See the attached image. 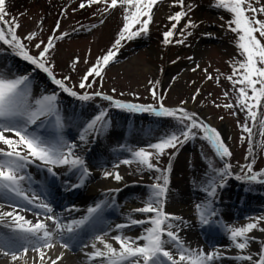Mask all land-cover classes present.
I'll return each mask as SVG.
<instances>
[{
    "label": "snow or ice",
    "instance_id": "1",
    "mask_svg": "<svg viewBox=\"0 0 264 264\" xmlns=\"http://www.w3.org/2000/svg\"><path fill=\"white\" fill-rule=\"evenodd\" d=\"M160 2L161 0H81L79 9L92 5H103L102 12L121 7L125 14L118 38L106 54L98 57L95 63L86 70L79 82L80 89L91 88L97 77L103 79L104 69L110 62L115 61L119 49L122 47V41L132 40L141 36L142 33L149 32V25L153 21V9ZM259 2L260 0H215L214 4L216 8L230 14L231 18L227 22L228 30L236 34L235 44L239 55L243 57V60L236 61L233 65L232 75L227 76L236 93V103H225L222 106L226 109L239 108L240 111L246 113L245 122L239 126L242 132L247 134L241 139H247L250 145L255 135L254 128L257 129L259 136L264 138V19L258 18L260 15H264V5L254 6ZM173 6L179 7L181 10L168 17L173 23L170 29L163 33L164 44L174 42L177 26L192 10V5H185L184 0H173ZM40 24H43V20L40 21ZM186 25L191 28L197 27V24L190 19L186 21ZM20 27L18 19L10 17L7 12L6 0H0V43L8 46L15 55L47 73L52 82L63 92L78 97L81 101L91 100L93 96H102L104 100L112 102L116 108L129 112H151L159 117H172L178 122L175 131L165 134L158 142L152 143L146 148L141 147L132 151V159L120 161V163L129 166L136 163L141 171L147 169L160 175L156 176V182L150 185L151 193L144 206L133 210L136 213L146 214V218L129 217L127 224H117L116 229L122 230L145 224L149 226L144 228L142 234L137 237L122 234L112 236L111 240L115 241L119 247H115L113 243L105 239L108 233L97 235L95 240L102 247H97V243H93L91 245L93 251L87 254L89 260L95 264H213L222 256V253L219 251L205 253L203 250L186 248L179 235L180 225L172 223V221L182 222L183 218L164 211L170 183L168 174L172 171V164L170 162L166 168H160L158 164L162 156H171V153L168 152L169 149H178L198 136L210 144L216 156L221 160L230 158L232 152L221 133L201 120L196 113L189 112L184 107L164 106L163 96L159 94V89L155 86L159 83L158 81L154 82V86L150 89L153 99L157 101V106L114 100L113 96L104 95L101 92H95L92 95L84 93L78 96V93L65 83V81L71 80V77L56 78L52 71L54 65L49 60L50 53L56 47V41L69 36L68 32H60L59 21H57L53 34L48 37L46 42L39 40L35 43V48L39 50L35 56L30 54L24 41H36L38 33L30 32L21 38L18 35ZM180 35L184 36L183 30ZM187 35H191V32H188ZM175 43L183 44L184 40L177 39ZM77 63H79V57L73 61V67ZM196 68H199V65ZM196 68L192 70L196 71ZM204 71L207 72V69ZM90 77L93 79L90 80ZM207 79H213L212 75L208 74ZM150 83L153 82L150 81ZM197 95H199V90L193 94V101ZM224 96L227 98L228 93L225 92ZM187 103L188 101H182V104ZM216 107H221V105H216ZM232 114L237 115L236 112ZM106 118V110L96 115L84 127V134L80 139L85 140L88 135H95L103 130L108 123ZM46 121L54 128V135L51 138L38 131L46 126ZM33 126H35L34 129ZM63 128L64 121L59 113L55 93L33 100L30 94L28 75L14 78L0 75V194L11 201L19 199L26 202L25 206L14 202L9 204L8 207L12 209L11 211L5 210V206L0 204V227L8 229L9 232L6 237L0 236V255L10 257L12 264H15L17 260L27 264L25 257L30 250L37 254V264H58L63 259V253L53 258L46 251L56 248L55 237L59 235L63 239L65 232L72 234L83 229L86 225L91 227L100 218L104 208L109 206L106 201L99 203L88 208L86 216L73 219L65 224L59 217L53 215L54 209L44 196L25 187V182L30 185L32 181V177L26 174V170L29 165H36L37 162L52 177H57V168H65L67 172L78 175L79 182L69 184L70 189L81 187L85 179L91 175L86 161L76 154V144L69 143L61 135ZM246 159H248V163L242 166V171H245V174L236 176V179L248 183L264 184V169L254 170L256 160L251 146ZM154 160L156 163H153ZM115 167H119V164ZM232 167L231 163L226 162L223 168L214 169L217 179H214L204 189L209 197L214 199L218 195V189L226 185L227 177L232 175ZM104 178H112L117 182L123 180L119 172L105 171ZM110 191H119V189ZM27 205L41 210L34 212L35 222L20 214L23 211L32 210L27 208ZM196 208L202 225L219 223L213 219L218 213L212 200L197 204ZM48 221L55 225V232L49 230ZM262 223H264V217L250 218V222L242 226L225 225L224 228L235 248L243 253L255 239L250 235L254 230L264 233V227H261ZM169 245L172 247H168ZM61 247L67 249L69 243L64 242ZM236 259L249 262V264H264V242H261V248L256 258L252 254H245L236 257Z\"/></svg>",
    "mask_w": 264,
    "mask_h": 264
},
{
    "label": "rangeland",
    "instance_id": "2",
    "mask_svg": "<svg viewBox=\"0 0 264 264\" xmlns=\"http://www.w3.org/2000/svg\"><path fill=\"white\" fill-rule=\"evenodd\" d=\"M184 2L185 5H192V10L177 26L173 43L164 44L163 33L168 31L173 23L168 17L181 9L173 6V0H161L153 9V21L149 25V32L147 34L142 33L135 39L122 41V47H120L115 61L110 62L104 69L103 79L97 77L91 88L80 89L79 82L86 70L95 63L98 57L106 54L118 38L124 23V9L117 7L102 12L103 5H92L79 9L81 0H6L7 12L10 17H16L21 25L18 29V35L23 38L30 32L38 33L36 41H24L33 56L39 52L34 46L35 43L39 40L46 42L48 37L53 34L57 21L60 23V32L69 33L65 39L56 41V47L50 53L49 60L54 65L52 71L56 78L71 77V80L65 81V83L72 87L78 96L84 93L92 95L95 92H101L104 95L113 96L114 100L119 99L124 102L157 106V101L153 99L150 89L154 86V82L158 81L159 83L155 86L159 89V94L163 96L164 106L170 108L184 107L189 112L196 113L200 119L203 118L205 123L221 133L232 152L230 158L221 160L216 156L210 144L199 136L178 147V149H169L168 152L171 153V156L164 155L160 158L158 164L160 168H166L170 162L172 164V171L168 175L169 180L174 181V185L169 183L167 194H169L168 197L173 196L174 198L182 196L178 192L183 190H187L190 195L195 196L193 192L192 194L188 191L190 185L204 191L214 179H217L214 169L223 168L226 162L233 166L232 175L227 177L226 184L234 187L228 182L233 177L236 178L238 175L243 176L245 174V171H242V166L248 163L246 157L250 146L256 160L254 170L264 169L262 150L264 138H261L257 129L254 128L255 135L251 145L247 139L242 140L241 137L247 134L242 132L239 125L245 122L246 113L236 109L237 115H233L234 109H226L222 106L229 103V98H236L233 85L227 76L232 75L235 62L243 60L235 44L236 34L228 30L227 22L231 16L226 11L216 8L214 6L215 0H184ZM261 5H264V0H260L259 4L254 6L260 7ZM258 18L264 19V15H260ZM189 19L196 23L197 27H188L186 21ZM41 20H43L42 25L40 24ZM182 30L184 36L180 35ZM188 32H191V35H187ZM177 39H183L184 43H175ZM199 42L202 43V49L196 51L195 48ZM132 48H135L134 52L131 51ZM1 49L9 53L13 52L2 43H0ZM153 49L156 50L154 55H152ZM15 56L24 67L18 76L28 75L30 79L37 68L30 62L23 60L22 57ZM77 57H79V63L73 67V61ZM197 65L199 68H196ZM194 68L196 71L192 70ZM204 69H207V72ZM40 72L55 88L54 93L57 98L66 94L69 95L59 89L47 73L42 70ZM208 74H211L213 79H207ZM37 79L39 80V78ZM91 79L93 78L90 77ZM53 88L51 87L50 91H53ZM197 90H199V95L193 101V94ZM225 92L228 93L227 98L224 96ZM249 94L251 95V93ZM71 97L80 100L78 97ZM182 101H188V103L182 104ZM81 102L88 103L92 110H94L93 107L95 108L86 121L87 123L104 110L107 111V121H116L121 116L127 115V118L136 119L141 125L151 121V116L158 118L151 122L157 124L150 133V137L127 131L126 136H115L109 129L114 127V124L108 122L102 130L104 148L112 152L122 153L114 160L111 159L107 165L97 167L87 159V154H90L95 143L92 135L81 140L80 137L84 131L80 130V134H76L77 137L74 138L77 146L76 153H81L86 165L101 173V177L93 179L92 182L95 183L104 178L103 170L114 172L120 169L127 173L129 181L126 186L132 185L128 192L129 195L142 199L140 203L136 204V208L143 207L146 201L143 198L150 195V185L156 182L155 177L160 174L147 169L141 171L136 163L129 166L120 163V161L132 159V151L141 147L146 148L148 145L158 142L165 134L175 131L178 122L172 117H159L151 112H129L116 108L112 102L104 100L102 96H93L91 100ZM61 105L64 103L61 102ZM216 105H221V107H216ZM223 122H227L229 126L227 134L220 129ZM249 123L251 124L250 121ZM146 130L148 131V128ZM153 163L156 161L154 160ZM117 164L119 167H115ZM240 182L243 183L241 188H252L256 192L255 185L257 183H248L244 180ZM84 191H87V188ZM260 193L264 196V190H261ZM130 199L129 197L122 199L120 207L127 208L124 204H132ZM193 205L195 206V203ZM242 212V216L248 222H250V218L264 217V199L257 201L253 208L242 210ZM142 215L146 218V214ZM261 227H264V223L261 224ZM93 240L89 243H92ZM115 245L119 247L118 244L115 243ZM79 252H82V249Z\"/></svg>",
    "mask_w": 264,
    "mask_h": 264
},
{
    "label": "bare ground",
    "instance_id": "3",
    "mask_svg": "<svg viewBox=\"0 0 264 264\" xmlns=\"http://www.w3.org/2000/svg\"><path fill=\"white\" fill-rule=\"evenodd\" d=\"M200 49H202L201 42L197 44L195 50L198 51ZM131 51L134 52L135 48H132ZM155 51L156 50L153 49L152 55H154ZM19 62L20 61L13 52L9 53L6 52V50H0V74L8 77L18 76L19 72L24 69L23 65ZM37 78H39V80ZM51 87L53 88L50 81L47 78H44V75L40 72V70L38 71L36 69L30 78V91H35L30 92L32 99L35 100L44 95L53 94L55 88H53V91H50ZM61 102H63L64 105H61ZM229 103L235 104L236 98H229ZM57 105L59 113L64 121V128L61 135L66 141L78 134L80 130H84V127L87 125L86 121L95 110L94 107V110H92L88 103L75 100L67 94L57 98ZM236 109L239 108H234V112L237 113ZM126 116H121L116 121L113 120L114 127L109 129L115 136H126L125 133L127 131L130 133H140L141 136L144 137H150V133L155 129V124H157H152L151 122L158 119L151 116V121L148 119L149 122L140 125L138 120H133L131 118H127ZM201 119L203 120V118ZM45 124L46 126L38 131L40 134H46L49 138H51L54 135V128L48 121H46ZM34 128L35 126H33V129ZM146 128H148V131ZM228 128L229 126L227 122L221 123L220 129L222 132L227 134L229 131ZM75 141L76 139L69 140V143H75ZM104 144L101 130L96 134V141L91 151L94 152L87 154L89 162L94 163L97 167L99 165L109 164L111 159L114 160L122 153L106 150L104 148ZM262 150L264 154V141L262 143ZM77 155L83 157L81 154ZM105 171L106 170L102 171L103 175ZM56 172L58 173L57 177H52L42 166H39V162H37L36 165H29L26 170V174L32 177V181L30 185L28 182H25V187L30 188L32 191L44 196L51 206L54 204L53 214L59 217L62 223L67 224L73 219H80L86 216L88 210L87 207L89 208V205L92 203H95L94 206L105 201L109 204V206L105 207L103 212L100 214V218L96 220L91 227L86 225L83 229H79L76 233L72 234L65 232L63 239H61L59 235L55 237V240L57 241L56 248L46 251H48L49 255H52L53 258H55L56 255L63 253V259L59 261L58 264H95V262L89 260L87 254L93 251L91 248L93 243H97V247H102L95 240L97 235L108 233L105 239L117 247L115 245L116 242L111 240L112 236L122 234L130 237H137L142 234L144 228L149 226L148 224H145L127 227L122 230L116 229L117 224H127L129 217L134 219H145L144 215L133 211L137 207L136 204L140 203L142 199H137L135 196L132 197L129 195L128 192L132 188V185L130 184L126 186V183L129 181L126 172H123L120 169L114 171L119 172L123 177V180L120 182H117L112 178H103L102 180L94 183L92 182L93 179L101 177V173L93 168H90L91 175L85 179L83 185L72 189H70L68 185L79 182L78 175L67 172L65 168H57ZM240 181L241 180L233 177L228 184H231L234 187L226 184L219 190V195L222 198L214 205L218 215L213 217V219L219 222L215 225H202L199 221L196 205L201 204L203 201L204 203L208 202V195L205 194L203 189H199L197 187L195 188L190 185L188 191L190 193L193 192L195 196L190 195L187 190L179 191V195L182 194V196L180 195L176 198L173 196L168 197L169 194H167L164 211L183 218L182 222L172 221V223L180 225L179 235L184 241L185 247L191 250H203L205 253H210L212 251L221 252L222 256L215 260L213 264H249V262L236 259V257L245 254H252L253 257L256 258L257 253L261 248V242H264V233L254 230V232L250 235L254 236L255 239L250 243L249 248L242 253L240 250L235 248L232 241L229 239V234L224 228L225 225L242 226L248 223V221H245L242 216V210L251 209L256 205L257 201H263L264 199L263 194L260 193L261 190H264V184L257 183L255 185V188L257 187L255 192L252 188H241L240 186L243 185V183L241 184ZM170 182V184L174 185V181L172 179ZM86 188L87 191L83 192V189ZM113 189H119V191H110ZM128 197L129 199L132 197L130 199L132 204H124L127 208L120 209L118 206L119 201L117 200L120 199L121 201L122 199ZM148 198L149 196H146L143 199L147 200ZM66 201L72 202L67 204L66 207H62ZM13 202L20 206H25L26 204V202L19 199L11 201L7 197L3 196V194H0V204L5 206V210L11 211L12 209L8 207V205ZM194 203L195 206L193 205ZM27 208L32 210L23 211L20 214L25 215L28 219L35 222L36 216L34 215V212L41 210L34 209L31 205H27ZM122 221L124 222L122 223ZM47 223L49 225V230L55 232V225L52 224L51 221H48ZM113 223L115 225H113ZM7 235H9L8 229L0 227V236L6 237ZM69 237H71V239H69ZM90 237H92V239L94 238L92 244H89V239H87ZM64 242L69 243V247L67 249L61 247V244ZM140 243H143V241H140ZM168 247L171 248L172 246L169 245ZM81 248L83 252H79ZM173 251L175 252L174 248ZM25 259L27 260V264H37L38 262L37 254L31 250ZM0 264H12V261L10 257L0 255ZM15 264H23V261L17 260Z\"/></svg>",
    "mask_w": 264,
    "mask_h": 264
}]
</instances>
